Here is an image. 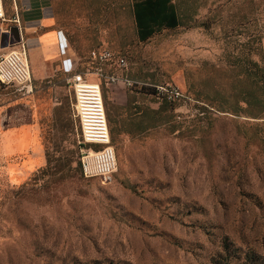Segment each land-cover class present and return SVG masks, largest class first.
<instances>
[{
  "label": "rangeland",
  "instance_id": "374dc122",
  "mask_svg": "<svg viewBox=\"0 0 264 264\" xmlns=\"http://www.w3.org/2000/svg\"><path fill=\"white\" fill-rule=\"evenodd\" d=\"M48 1L80 71L107 49L127 58L135 86L102 79L116 164L88 175L58 65L32 77L30 96L0 86V264H264V117L231 98L236 81L256 89L250 61L264 69V0H174L181 25L146 41L132 0ZM148 84L185 97L170 103Z\"/></svg>",
  "mask_w": 264,
  "mask_h": 264
},
{
  "label": "built area",
  "instance_id": "2783aa9c",
  "mask_svg": "<svg viewBox=\"0 0 264 264\" xmlns=\"http://www.w3.org/2000/svg\"><path fill=\"white\" fill-rule=\"evenodd\" d=\"M7 21L5 0H0V22ZM15 21H18V18ZM58 36L62 50V71L75 96V111L80 122L81 139L84 144L90 146L89 149L83 150L84 171L87 175L109 173L115 166L116 159L114 149L111 147L102 79L108 86L123 83L125 86L134 87L135 83L128 77V60L125 56L110 50L96 49L90 53L94 71L82 72L79 70L78 57L70 41L62 31H59ZM17 45L18 49L13 48L16 46H10V51L0 57V86L15 88L24 92V96H30L33 93V86L28 51L24 43ZM116 69L123 75L112 73ZM145 86L153 88L159 98H164L170 103L182 101L185 97L180 89L172 85ZM93 147L103 148L95 150ZM92 160L94 164L91 163Z\"/></svg>",
  "mask_w": 264,
  "mask_h": 264
},
{
  "label": "crops",
  "instance_id": "0c3cea01",
  "mask_svg": "<svg viewBox=\"0 0 264 264\" xmlns=\"http://www.w3.org/2000/svg\"><path fill=\"white\" fill-rule=\"evenodd\" d=\"M133 9L137 18L138 28L147 34L158 29L175 27L178 24V16L174 0H132ZM15 16L5 23L0 22V29L7 24L8 29L1 32L0 44L5 43L2 35L8 33V43L13 40V31L17 32L24 43L30 60L32 77L35 79L47 76L50 65L57 64L62 70V50L59 44L58 29L51 12L48 0H14ZM18 18V21L15 19ZM16 38V37H15ZM16 38V39H17ZM10 49V48H7ZM34 139L38 131L30 127ZM22 129H16L13 133L17 142L21 140ZM20 144V143H19ZM18 144V145H19Z\"/></svg>",
  "mask_w": 264,
  "mask_h": 264
},
{
  "label": "trees",
  "instance_id": "16d2710c",
  "mask_svg": "<svg viewBox=\"0 0 264 264\" xmlns=\"http://www.w3.org/2000/svg\"><path fill=\"white\" fill-rule=\"evenodd\" d=\"M176 7V6H175ZM134 12V9H133ZM176 12H177V16H178V24L175 27H170V28H165L166 30H172L175 29L177 27H179L181 25V19H180V15L178 13L177 7H176ZM134 18H135V24H136V29H137V33L139 36L140 40L146 41L149 38H151L154 35V31L148 32L147 34H143L142 31L139 30L138 28V24H137V18L135 16V12H134ZM241 63L239 58H236L235 61H232V66L237 67L238 64ZM250 74L249 75V80L251 81V85L255 86L256 89L255 90H246L244 93L242 91L239 90V82L236 81L233 83V95L231 96V98H234L235 100L239 101L242 94L245 95V100H248L249 104L251 106H258L257 109L258 110L256 113H254L252 116H254V118H259V117H264V110H263V105H264V69L260 68L258 66V64L253 63L252 61H250ZM148 87V86H147ZM150 91L153 92V95H156L155 91L153 88L148 87ZM144 89V88H143ZM147 89V88H146ZM249 89V88H248ZM223 100V106L224 105H228V100L230 98H221ZM228 110L235 112V113H239L241 112L240 107L238 106V104L232 105L231 107H228ZM47 164L48 166L51 164V159L48 156V160H47Z\"/></svg>",
  "mask_w": 264,
  "mask_h": 264
},
{
  "label": "water",
  "instance_id": "95a60500",
  "mask_svg": "<svg viewBox=\"0 0 264 264\" xmlns=\"http://www.w3.org/2000/svg\"><path fill=\"white\" fill-rule=\"evenodd\" d=\"M16 31L19 32L18 29H17ZM6 36H8V33H4V34L2 35V37H6ZM0 37H1V33H0ZM21 41H22V40H21V38H20V36H19V33H18V38H17L15 41H12L11 43L5 42V43H2L1 45H2L3 48H5V47L12 46V45L20 44Z\"/></svg>",
  "mask_w": 264,
  "mask_h": 264
},
{
  "label": "flooded vegetation",
  "instance_id": "af4514ba",
  "mask_svg": "<svg viewBox=\"0 0 264 264\" xmlns=\"http://www.w3.org/2000/svg\"><path fill=\"white\" fill-rule=\"evenodd\" d=\"M13 34H14V36H13V40L15 41V40H16V38H17V35H16V34H17V31H16V30H14V31H13ZM15 37H16V38H15ZM8 39H9V38H8V36H6V37H4V38H3V40H4L5 42H7V41L9 42V40H8Z\"/></svg>",
  "mask_w": 264,
  "mask_h": 264
},
{
  "label": "bare ground",
  "instance_id": "6f19581e",
  "mask_svg": "<svg viewBox=\"0 0 264 264\" xmlns=\"http://www.w3.org/2000/svg\"><path fill=\"white\" fill-rule=\"evenodd\" d=\"M91 163L94 164V160H92Z\"/></svg>",
  "mask_w": 264,
  "mask_h": 264
}]
</instances>
